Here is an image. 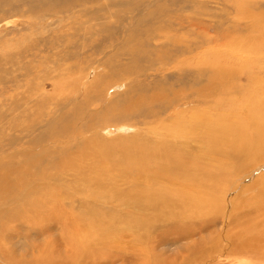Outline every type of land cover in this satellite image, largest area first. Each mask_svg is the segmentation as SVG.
<instances>
[{
    "label": "rangeland",
    "instance_id": "obj_1",
    "mask_svg": "<svg viewBox=\"0 0 264 264\" xmlns=\"http://www.w3.org/2000/svg\"><path fill=\"white\" fill-rule=\"evenodd\" d=\"M211 122L264 123V0H0V264H264V140ZM189 171L236 208L206 221Z\"/></svg>",
    "mask_w": 264,
    "mask_h": 264
},
{
    "label": "bare ground",
    "instance_id": "obj_2",
    "mask_svg": "<svg viewBox=\"0 0 264 264\" xmlns=\"http://www.w3.org/2000/svg\"><path fill=\"white\" fill-rule=\"evenodd\" d=\"M260 27H262V26H260ZM259 27V28H260ZM263 35V34H262ZM237 42V41H236ZM249 43V42H248ZM246 44V43H245ZM251 46V45H250ZM254 47V46H253ZM196 74V73H195ZM220 75V74H219ZM198 76V75H197ZM219 77V76H218ZM218 79V78H217ZM61 84V83H60ZM101 90V89H100ZM252 91V90H251ZM223 92H225V91H223ZM219 93V92H218ZM221 94V93H220ZM250 94V93H249ZM213 95V94H212ZM225 95V94H224ZM211 96V95H210ZM215 96V95H214ZM220 96V95H219ZM243 97V96H242ZM254 97V96H253ZM238 98V99H237ZM237 98H235V99H237V101L239 100V99H241V98H239V97H237ZM257 98V97H256ZM208 99V98H207ZM221 99H223V97L221 98ZM19 100V99H18ZM258 100V99H257ZM224 101V100H223ZM230 101H231V99H230ZM235 101V100H234ZM227 102V101H226ZM221 103H222V101H221ZM224 103V102H223ZM228 103V102H227ZM239 103H241V102H239ZM250 103V102H249ZM261 103V102H260ZM225 104V103H224ZM230 104V103H229ZM234 104H236L235 102H234ZM251 104V103H250ZM237 105V104H236ZM213 106V105H212ZM218 106V105H217ZM219 106H220V104H219ZM225 106V105H224ZM234 106V105H233ZM249 106V105H248ZM252 106V105H251ZM235 107V106H234ZM234 107H232V110L234 109ZM250 108V107H249ZM255 108L257 109V110H261V106L259 105V104H256L255 105ZM218 109V108H217ZM230 109H231V107H230ZM227 110H228V108H227ZM234 111V110H233ZM246 111V110H245ZM235 112V111H234ZM260 112V111H259ZM78 113V112H77ZM82 113V112H81ZM233 113V112H232ZM242 114V113H241ZM73 115V114H72ZM256 115V114H255ZM237 116H238V114H237ZM222 117V116H221ZM257 117V116H256ZM227 118H229V117H227ZM231 118V117H230ZM229 118V119H230ZM238 118H240V117H238ZM237 118V119H238ZM32 119V118H31ZM208 119H210V118H208ZM217 119V118H216ZM222 120V119H221ZM225 120V119H224ZM245 120V119H244ZM260 121V120H259ZM210 122V121H209ZM248 122V121H247ZM228 122H223V123H221V122H219V123H208V126H207V131H213V132H216L217 134L219 133V132H223V130L225 131V129H223L224 127H227V129L229 128V130H231V131H233V130H236V134H234V141L233 142H230L229 140H227L226 142H227V144L229 145V147H232V154L234 155V157L236 156L237 157V160H238V158H240V159H243V157H242V152H247L248 150H247V146H253L254 145V143H255V145H261L262 144V142H263V140H264V127H263V124L264 123H261V125H257L259 128H257V130L255 129V131H254V134H255V139L253 140L252 138V140L249 142V141H246L245 139V133H243V135H242V130H240V129H236V128H233L232 126H230V125H226ZM258 123V122H257ZM101 124V123H100ZM239 124V123H238ZM242 124V123H241ZM66 125V124H65ZM86 125V124H85ZM88 125V124H87ZM248 125V124H247ZM254 125H256V124H254ZM244 126V125H243ZM242 126V127H243ZM252 126V125H251ZM206 127V126H205ZM204 127V128H205ZM232 127V128H231ZM241 127V126H240ZM249 127V126H248ZM260 127H261V129H260ZM66 128V127H65ZM68 129H69V127H67ZM66 128V129H67ZM76 129H77V127H76ZM223 129V130H222ZM242 129V128H241ZM61 130V129H60ZM70 130H71V128H70ZM52 131V130H51ZM57 131V130H56ZM75 131H77V130H75ZM228 131V130H227ZM248 131V130H247ZM203 132V131H202ZM248 132H250V131H248ZM69 133V132H68ZM76 133H78V131L76 132ZM75 133V134H76ZM216 133H215V135H216ZM224 133H226V132H224ZM233 133V132H232ZM247 133V132H246ZM75 134H73V135H75ZM201 134V133H200ZM220 134V133H219ZM227 135V134H226ZM231 135V134H230ZM247 135H248V133H247ZM72 136V135H71ZM204 136H205V134H204ZM217 136V135H216ZM224 136V135H223ZM228 136H229V131H228ZM250 136V135H249ZM181 137V136H180ZM213 137V136H212ZM227 137V136H226ZM68 138V137H67ZM214 138V137H213ZM222 138V137H221ZM248 138V137H247ZM250 138V137H249ZM211 139V138H210ZM213 140H215V138L213 139ZM217 140V139H216ZM64 141V140H63ZM184 141V140H183ZM187 141V140H186ZM219 141V140H218ZM229 142V143H228ZM51 143V142H50ZM203 144H204V140H203ZM226 144V145H227ZM212 145V144H211ZM224 145V144H223ZM41 147V146H40ZM207 147H208V149L210 148L208 145H207ZM221 147V145H219V148ZM39 148V147H38ZM43 148L44 147H42V150H43ZM128 148V147H127ZM250 148V147H249ZM36 149V148H35ZM174 149H175V147H174ZM207 149V150H208ZM226 149V148H225ZM228 149V148H227ZM227 149L226 150H224V151H226V152H228L227 151ZM253 149V148H252ZM26 150V149H25ZM46 151H48L47 149H45ZM205 150H206V148H205ZM210 150H212V147L210 148ZM84 151V150H83ZM220 151V150H219ZM53 152V151H52ZM212 152V151H211ZM252 152V151H251ZM35 154H36V152H34ZM46 153H48V152H46ZM69 152H67V154H68ZM106 153H111L110 151H108V152H106ZM105 153V154H106ZM190 153V152H189ZM189 153H187V154H189ZM261 154L263 153V152H260ZM259 153V154H260ZM108 154V155H109ZM151 154H156L157 155V157H158V160H164L166 157H168V155L167 154H164L163 152L162 153H156V152H154V153H151ZM230 154V153H229ZM141 155V154H140ZM172 155V154H171ZM171 155H169V158L171 157ZM191 155V154H190ZM224 155H225V153H224ZM231 155V154H230ZM246 155V154H245ZM27 156V155H26ZM67 156V155H66ZM109 156H111V155H109ZM146 156H148L147 154H146ZM177 156V155H176ZM187 156V155H186ZM200 156V155H199ZM204 156V155H203ZM213 156V155H212ZM214 156H215V154H214ZM213 156V157H214ZM228 156V155H227ZM35 157V156H34ZM151 157V156H150ZM181 157H183V156H181ZM216 157V156H215ZM218 157V156H217ZM222 157H223V155H222ZM250 157V156H249ZM253 157V156H252ZM21 158V157H20ZM208 158H210V156L208 157ZM207 158V159H208ZM229 158V157H228ZM36 159V158H35ZM185 159V158H184ZM220 159V158H219ZM231 159H232V157H231ZM235 159V158H234ZM26 160V159H25ZM30 161L32 160V159H29ZM122 160V159H121ZM193 157H190V160L188 161V165H189V167L192 169V170H195L196 169V167H195V163H193ZM222 160H223V158H222ZM221 160V161H222ZM251 160V159H250ZM254 160V159H253ZM261 160V159H260ZM26 161H28V160H26ZM29 161V162H30ZM38 161V160H37ZM119 161V160H118ZM186 161V160H185ZM208 161H209V159H208ZM262 161V160H261ZM69 162V161H68ZM130 162H133V164L135 163L133 160H131V159H128L127 161H126V163L127 164H124L125 166H129L130 165ZM165 162V161H164ZM167 162V161H166ZM182 162H183V160H182ZM195 162V161H194ZM205 162V161H204ZM32 163V162H31ZM40 163V162H39ZM71 163V162H70ZM202 163H203V161H202ZM59 164V163H58ZM65 164V163H64ZM67 164V163H66ZM65 164V165H66ZM123 164V163H122ZM204 164V163H203ZM239 164V163H238ZM56 165V164H55ZM187 165V164H186ZM220 165V164H219ZM235 165H237V164H235ZM262 165V164H261ZM60 166V165H59ZM58 166V167H59ZM67 166V165H66ZM221 166V165H220ZM238 166V165H237ZM240 166V165H239ZM55 167V166H54ZM123 167V166H122ZM195 167V168H194ZM213 167V166H212ZM219 167V166H218ZM223 167V166H222ZM59 168H61V167H59ZM200 168V167H199ZM217 168V167H216ZM234 168H236V167H234ZM238 168V167H237ZM3 169V168H2ZM1 169V170H2ZM34 169V168H33ZM124 169V168H123ZM215 169V168H214ZM226 168H224L223 169V171L225 170ZM233 169V168H232ZM18 170V169H17ZM16 170V171H17ZM186 170V169H185ZM218 170H220V169H218ZM13 171H14V169H12V172L10 173V172H8L9 174H12L13 173ZM60 171V170H59ZM204 171H206V170H204ZM5 172V171H4ZM226 172H228V171H226ZM236 172V171H235ZM245 172V171H244ZM35 173H37V172H35ZM43 173V172H42ZM155 173V172H154ZM161 173V172H160ZM186 173V172H185ZM188 173V172H187ZM214 173V172H213ZM2 174V173H1ZM158 174V173H157ZM163 174V173H162ZM165 174V173H164ZM168 174V173H167ZM183 174V173H182ZM182 174H181V176H182ZM237 174H241V172H238ZM19 175V174H18ZM35 175V174H34ZM43 175V174H42ZM45 175V174H44ZM184 175V174H183ZM223 173H218L217 174V180H215L210 186H206V184H205V180H206V178H199V177H197V176H194V175H192V173L189 171V175H187L186 176V180H187V184L189 185V189H188V192H187V197H189L190 198V200L191 201H194L192 204H190V205H192V206H195L196 207V209H198V210H200L201 212H202V215L206 218L205 220L206 221H208V222H210V223H213L214 222V219L216 218V214L220 211V210H222L223 209V207L225 206V207H228V209L230 208V207H232V205H233V208H236V205L234 204V203H230L228 206H226L225 205V201H224V196L223 195H225V191H227L226 189H225V187L224 188H222L220 185H221V180H222V178H223ZM243 175V174H242ZM263 175V174H262ZM1 176V175H0ZM10 176V175H9ZM12 176H14V175H11V177ZM23 176V175H22ZM47 176H48V174H47ZM24 177H25V175H24ZM14 180H12L13 182H11L10 180H8L9 181V183H10V185L12 184V183H20L21 182V180H22V178H18L16 175L14 176ZM33 178H34V176H33ZM181 178V177H180ZM179 178V179H180ZM8 179V178H7ZM13 179V178H12ZM41 180V179H40ZM185 180V181H186ZM27 182V181H26ZM26 182H24V183H26ZM30 182V181H29ZM210 182V181H209ZM264 182V179L263 180H259L257 183H263ZM9 183H7V180L5 179V180H0V190H4L5 188H7V187H9V186H7V185H9ZM34 183V182H33ZM44 183V182H43ZM13 184V185H14ZM28 184H30V183H28ZM20 185V184H19ZM22 185H24V184H22ZM253 185H256V182L255 181H253ZM206 186V187H205ZM42 187V186H41ZM263 188V187H262ZM15 189V188H14ZM19 189V188H18ZM33 189V188H32ZM44 189V188H43ZM48 189V188H47ZM46 189V191H44V194H45V192H47L48 190ZM153 189V188H152ZM184 189V188H183ZM12 190H13V188H12ZM38 190V189H37ZM154 190H155V188H154ZM229 190V189H228ZM196 191V194L194 195L193 193ZM214 191H216L217 193H218V195H216V194H213L212 192H214ZM264 191V190H263ZM9 192V191H8ZM41 192V191H40ZM43 192V191H42ZM256 192H257V194H259V193H261L262 192V190H261V188H257V190H256ZM4 193H6V192H4ZM3 193V194H4ZM13 193V192H12ZM186 193V192H185ZM7 194V193H6ZM227 194V193H226ZM238 194V193H237ZM5 195V194H4ZM46 195V194H45ZM183 196H184V194H182ZM1 198H2V196H0ZM140 197V196H139ZM225 197H227V196H225ZM244 197V196H243ZM229 198V197H228ZM246 199V198H245ZM249 199V198H248ZM146 200V199H145ZM189 200V201H190ZM230 200V199H229ZM242 200H244L243 198H242ZM20 201H22L21 199H20ZM24 201V200H23ZM30 201H32V202H38V199H32V200H30ZM148 201V204H150V207H153V205H155V206H157L158 204L160 205V204H162V205H164L163 204V202L165 203V205H172V204H169V203H175V201H171V200H169L168 198H166L165 197V195H163V193L162 192H157V193H155L153 196H151V198L149 199V200H147ZM227 201H228V199H227ZM250 201V200H249ZM3 202H5V201H3ZM243 202H246V201H243ZM25 203V202H24ZM30 203V202H29ZM18 203H16V205H17ZM243 204V203H242ZM15 205V206H16ZM161 205V206H162ZM245 205H249V207H243V209H244V213L242 214V216L247 220L245 223H248L252 218H253V216H252V213L254 212H258L260 215H261V218H260V220H261V222L264 224V199H262V200H259L256 204H253V202L252 203H245L243 206H245ZM38 206V205H37ZM17 207V206H16ZM15 207V208H16ZM224 207V208H225ZM19 208V207H18ZM43 208V207H42ZM173 208V207H172ZM30 209H31V206H30ZM34 209V208H33ZM170 209V208H169ZM16 210V209H15ZM86 210H88V209H86ZM28 211V210H27ZM31 211V210H30ZM90 211V210H89ZM162 211H163V209H162ZM172 211V210H171ZM187 211V210H186ZM20 212H22V211H20ZM91 212V211H90ZM174 212H176V210L174 211ZM31 213V212H30ZM64 213V212H63ZM92 213V212H91ZM55 214H56V211H55ZM165 214V213H164ZM166 214H168V213H166ZM54 215V214H53ZM19 216H20V214H19ZM61 216V215H60ZM86 216H88V215H86ZM91 216V215H90ZM211 216V217H210ZM8 217H9V214H8ZM84 218H85V216H83ZM93 217V216H92ZM238 217H239V214H230V215H228L227 216V218H230V219H238ZM83 218V219H84ZM180 218V217H179ZM60 219V218H59ZM86 219V218H85ZM89 219V218H88ZM91 219V218H90ZM89 219V220H90ZM183 219V218H182ZM95 219H91V222L92 221H94ZM87 221V220H86ZM178 221V220H177ZM95 222H96V220H95ZM103 222V221H102ZM179 222V221H178ZM187 222H188V220H187ZM101 224V223H100ZM86 225H87V223H86ZM94 225H96L95 223H94ZM97 227H99V224L97 223ZM92 226V225H91ZM102 226V225H101ZM93 227V226H92ZM95 227V226H94ZM86 228V227H85ZM103 228V227H102ZM99 229V228H98ZM101 229V228H100ZM97 230V229H96ZM95 230V231H96ZM100 231V230H99ZM245 231H246V227L244 226L243 227V229L242 230H240V232L238 233V234H236L235 236L232 234V236L230 237V238H228L229 240H230V242H232V244L234 245V247L235 248H238V249H244V246H245V242H241V240H242V235H243V233H245ZM74 232V231H73ZM79 232V231H78ZM105 232V231H104ZM80 233V232H79ZM77 235V234H76ZM75 235V237H77ZM182 235H184V234H182ZM230 235V234H229ZM87 237V236H86ZM92 237V236H91ZM229 237V236H228ZM233 237H236V239H238V241H234L233 240ZM95 238H97V237H95ZM221 238V236L219 235V236H217V237H215V238H213L212 240L213 241H215V240H219ZM76 239V238H75ZM80 238H77V242H78V240H79ZM88 238H86V240H87ZM250 240V239H249ZM73 241H75V240H73ZM80 241V240H79ZM77 242L75 241L74 243H76V246H77ZM230 242H229V244H230ZM252 242V241H251ZM80 245V244H79ZM84 246V245H83ZM209 246V245H208ZM214 246V245H213ZM213 246H211V248L213 247ZM75 248V247H74ZM80 248H81V246H80ZM77 249V248H76ZM78 249H79V247H78ZM210 249V248H209ZM81 250V249H80ZM233 250V249H232Z\"/></svg>",
    "mask_w": 264,
    "mask_h": 264
}]
</instances>
